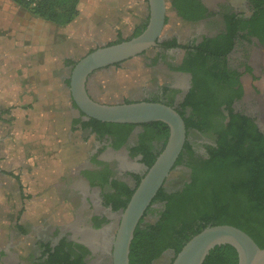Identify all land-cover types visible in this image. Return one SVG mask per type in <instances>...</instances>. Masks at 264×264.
Returning <instances> with one entry per match:
<instances>
[{"label":"flooded vegetation","instance_id":"obj_1","mask_svg":"<svg viewBox=\"0 0 264 264\" xmlns=\"http://www.w3.org/2000/svg\"><path fill=\"white\" fill-rule=\"evenodd\" d=\"M140 2L142 14L138 23L126 31L116 28L109 39L89 46L85 54L89 50L137 36V30H140V34L149 20L148 0ZM167 2L182 29L162 30L153 46L133 57L95 70L88 76L86 90L92 99L109 105L135 102L168 104L170 101L176 105L191 88L196 94L205 92L206 100L210 99V102L208 101L201 115L189 107L185 108V116L193 113L194 125L199 122L198 126L202 127L201 130L194 126L188 127L185 140L193 151V158L203 160L209 157L211 148H216L218 139L223 136L230 137L227 129L231 112L248 116L237 109L235 103L246 94L245 77L253 81L254 77L258 76L257 70L262 79L256 80H264V64L261 61L264 41L255 34H248V28H239L232 40V47L225 56L217 63L207 60L200 49L206 46L216 48L217 44L222 42L229 32L225 15L233 14L238 21L237 26L240 27L241 23L250 20L255 10L251 1L243 0L242 5L235 6L230 0H200L206 12L204 17L195 20L180 18L170 6V0ZM230 6L233 10L229 9ZM167 21L165 18V23ZM173 39L176 46H163L165 42ZM203 58L207 60L204 65ZM70 61L76 59L70 57L63 66L62 73L53 72L52 75L58 78L60 87L65 91L64 101L57 109L63 116L62 130L67 141L77 145L79 153L83 154L80 161L73 166L72 174L58 179L56 189L64 202L75 205L74 219L71 223L63 225H54L46 219L32 223L27 216V203L22 202L21 208L12 219L11 235L5 242L0 240V264H50L49 253L55 248L62 252L72 250V254H81L83 264H110L108 249L116 232L121 210L113 209L112 206L124 199L127 189L135 186L142 177L147 162L158 153L166 141L165 127L160 121H149L145 122L146 124L82 126L89 118L73 104L68 84L65 83L72 67ZM140 66L147 69L146 80L142 85L127 92L97 97L99 92L95 86L94 74L100 72L103 75H114L120 69ZM250 88L255 95L261 94L259 87ZM240 90L242 94L237 98ZM74 119L79 121L73 123ZM253 125L258 132L264 133V129L254 120ZM187 159L184 154L181 162L165 180L163 188L166 193L180 190L184 183L189 182L191 168L185 165ZM19 195L24 201V191L19 190ZM31 196L26 199L30 201ZM164 204L165 201H154L143 216L140 227L154 223L159 218ZM98 221L99 225L96 226ZM77 245H81L83 251ZM174 254V247H166L150 259L149 264H170ZM96 256L98 259L91 262ZM142 256L140 253L136 254V264H142Z\"/></svg>","mask_w":264,"mask_h":264},{"label":"trees","instance_id":"obj_2","mask_svg":"<svg viewBox=\"0 0 264 264\" xmlns=\"http://www.w3.org/2000/svg\"><path fill=\"white\" fill-rule=\"evenodd\" d=\"M10 1L27 9L33 15L60 26L66 25L74 19L79 6V0ZM250 1L255 10L249 21L241 23L238 27V21L233 14L225 15L229 32L225 37L223 36L222 42L217 44L216 48L206 46L200 49L207 60H214L217 63L221 57L225 56L231 49L232 40L239 28H248V34H255L261 41H264V0ZM169 4L184 20L202 18L206 12V8L200 0H170ZM139 32L140 30H137L135 35H138ZM163 46H176L175 39L165 42ZM207 60L203 58L202 64L204 65ZM70 63L73 66L75 61H70ZM247 70L250 71V68L247 67ZM65 83L68 84L69 80L66 79ZM202 93L196 94L191 88L177 101L176 105L172 101L168 103L183 118L186 134L190 126H194L198 130L202 128L200 125L198 126L199 122L194 125L193 113L185 116L186 107L200 115L205 110L210 99L206 100L205 92ZM241 94L240 90L237 98ZM228 103L230 104L231 100ZM78 121L79 119H74L72 122L77 123ZM99 124L108 126L114 123L89 118V121L83 122L82 126L92 125L95 127ZM161 124L165 127L167 140L168 127L165 123ZM227 134L230 137L223 136L218 139L216 148H211L209 157L203 160L193 158V151L185 140L175 166L181 162L182 156L185 154L188 158L185 165L191 168L190 180L184 183L180 190L169 194L164 191L163 186L158 189L152 203L156 200L165 201L164 208L154 223H149L141 228L143 217L140 219L129 246V264H136V254L138 253L143 255L141 263L149 264L150 259L157 256L166 247H174L175 257L187 240L208 225H233L247 233L260 248L264 247V133L257 131L251 117L239 112H231ZM164 145L147 162V167L152 164ZM10 175L17 179L13 172ZM139 180L132 189L126 190L124 199L114 204L113 209L125 207ZM148 210L149 208L146 213ZM99 222L95 225L98 226ZM77 246L83 251L84 248L81 245ZM72 253V250L62 252L59 248H55L52 253H49V263L83 264L82 255ZM72 256L74 257L71 258ZM202 264H237V253L228 244L215 246L206 255Z\"/></svg>","mask_w":264,"mask_h":264},{"label":"rangeland","instance_id":"obj_3","mask_svg":"<svg viewBox=\"0 0 264 264\" xmlns=\"http://www.w3.org/2000/svg\"><path fill=\"white\" fill-rule=\"evenodd\" d=\"M235 6L242 5L243 0H230ZM229 9L233 10V7ZM142 14L140 0H79L78 13L74 19L63 26H58L56 38L51 45L54 51L47 47L46 54L38 52L40 61L48 62L51 56L59 60L62 57L78 59L85 54L89 46L96 45L109 39L116 28L124 31L139 22ZM166 16L168 21L163 31L182 29L177 23L173 10L166 0ZM43 49L41 45L36 48ZM35 48V46H34ZM48 54V55H47ZM46 56V57H45ZM264 64V53L261 54ZM53 58V57H52ZM51 68V67H50ZM49 69L35 70L38 82H55ZM55 73H62L61 67L54 69ZM147 69L137 67L120 69L114 75H103L97 72L93 75L95 86L103 94L115 95L142 85L146 80ZM253 81L245 77L246 94L235 103V107L251 117L261 129H264V80L260 72ZM262 79V78H261ZM259 87L260 95H255L250 88ZM55 88V86H52ZM53 91H56L53 89ZM259 92V90H257ZM21 118L7 129L0 127V240L7 241L13 227L12 219L21 208L22 202L27 203L29 221L35 223L42 219L51 221L54 225L71 223L74 219L75 205H68L57 194L58 179L72 174L73 166L80 161L77 145L67 141L63 132V125L50 120L42 123V118L35 117L34 124L28 130H23ZM5 135L10 140L4 144ZM71 169V170H70ZM70 170V171H69ZM14 173L18 179L7 174ZM18 182L20 184H18ZM19 190L26 194L23 201ZM32 195L30 201L26 197ZM98 259L96 256L91 262Z\"/></svg>","mask_w":264,"mask_h":264},{"label":"water","instance_id":"obj_4","mask_svg":"<svg viewBox=\"0 0 264 264\" xmlns=\"http://www.w3.org/2000/svg\"><path fill=\"white\" fill-rule=\"evenodd\" d=\"M148 4L149 20L140 34L87 52L75 61L68 74L70 96L78 111L87 118L129 124L160 121L168 127L163 149L146 167L127 204L119 211L116 232L108 249L110 264H129V246L134 230L174 169L186 139L183 118L173 106L156 102L109 105L92 99L86 90L88 76L95 70L133 57L155 44L165 23L166 2L148 0ZM226 244L235 249L237 264H264V247L260 248L243 230L228 224L204 227L184 243L171 264H202L211 249Z\"/></svg>","mask_w":264,"mask_h":264},{"label":"crops","instance_id":"obj_5","mask_svg":"<svg viewBox=\"0 0 264 264\" xmlns=\"http://www.w3.org/2000/svg\"><path fill=\"white\" fill-rule=\"evenodd\" d=\"M58 30L56 24L33 15L12 1L0 0V127L2 129H7V126L10 128L19 117L23 130L31 128L37 116L42 118L43 124L46 119L56 122V125H63V116L57 109L64 101L65 91L60 87L58 78H55V82L48 83L38 82L35 78V70L47 68L49 70L45 72L53 73L56 67H61L63 70V66L69 61V56L59 60L51 56L48 62L45 59L40 61L39 54H36L38 52L46 54L47 47L54 51L51 47L54 44L52 39L56 38ZM37 45H41L43 49L36 48ZM53 85L55 88L52 87ZM3 138H5L4 144L10 140L9 135ZM7 174L11 176L10 171Z\"/></svg>","mask_w":264,"mask_h":264}]
</instances>
